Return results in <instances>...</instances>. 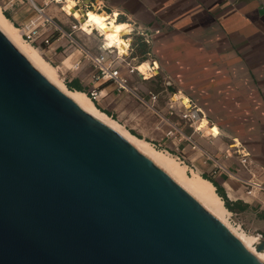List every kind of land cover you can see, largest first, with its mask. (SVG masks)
Returning a JSON list of instances; mask_svg holds the SVG:
<instances>
[{"label": "water", "instance_id": "obj_1", "mask_svg": "<svg viewBox=\"0 0 264 264\" xmlns=\"http://www.w3.org/2000/svg\"><path fill=\"white\" fill-rule=\"evenodd\" d=\"M0 264L264 263L0 30Z\"/></svg>", "mask_w": 264, "mask_h": 264}, {"label": "crops", "instance_id": "obj_2", "mask_svg": "<svg viewBox=\"0 0 264 264\" xmlns=\"http://www.w3.org/2000/svg\"><path fill=\"white\" fill-rule=\"evenodd\" d=\"M102 1V13L117 24L121 38L133 25L149 42L148 54L157 63L147 58L155 69L146 74L156 75L159 64L157 75L165 74L176 87L174 94L191 98L206 114L204 133L221 137L197 135L203 150L188 152L195 168L214 177L229 199L243 207L240 212L255 211L264 218V190L250 194L244 183L251 180L264 186V0ZM32 14L21 18V23ZM67 45V37H61L46 52L61 61L66 84L76 81L87 92L94 83L92 64L83 59L81 49ZM78 59L82 60L80 68L69 69ZM133 75L130 84L135 81ZM110 92L117 96L128 91L119 93L114 83L102 86V95L94 103L111 114L106 97ZM216 141L218 148H213ZM232 141L251 152L250 167L226 157L227 143ZM206 153L212 155V163ZM215 163L221 164V170Z\"/></svg>", "mask_w": 264, "mask_h": 264}, {"label": "rangeland", "instance_id": "obj_3", "mask_svg": "<svg viewBox=\"0 0 264 264\" xmlns=\"http://www.w3.org/2000/svg\"><path fill=\"white\" fill-rule=\"evenodd\" d=\"M0 5L2 6V9L4 11L6 10L11 15V18L9 19L15 26L19 28V31L22 34V29L20 28L22 26V23L20 19L24 18L31 12L33 14L35 13L31 9L28 1L23 0L20 2H12V0H0ZM71 5V3H67L66 1H63L62 3H56L55 1H52L48 6H46L45 10L47 13L53 15L55 20L66 31L72 32L73 37L81 45L88 48L92 52L99 53L100 50L98 46H100L104 41H106L107 46L119 48L121 53L127 52L126 47L128 45V40L125 45L121 40L118 41V39H121L118 26L116 23L111 22V19H109L110 16L108 14L102 13V11H95L90 17L85 18L82 14L74 12V9L71 8ZM14 15H16V17H14ZM57 15H59L60 17H58ZM66 15L72 16L67 17ZM77 18L81 21L82 26L86 32L83 30H73L72 25L73 23H78ZM130 28L132 29V33L131 35L129 34V36H131L132 39L136 36H141L140 31L136 29L135 26L131 25ZM100 32L102 33V35H100ZM36 47L40 48L44 58L54 65L56 70H58L57 72L60 73L59 76L64 80L65 75L61 72V67L58 66V64H61V61L51 57V55L48 54L44 48H41L40 46ZM134 50V52L139 54V51L136 48ZM130 58H132V56L127 57L128 60H130ZM135 58L136 59L132 60V63L135 65H153V63L151 64V60L154 61V55L152 53H149L147 55H140L139 57L136 56ZM146 58H150L151 60H143ZM158 71H160V69ZM133 77L135 81L132 82L130 86H135L139 89V97L132 92H123L117 96L112 95V92H110L106 97H109L111 116H113L114 119L118 120L128 131H130L137 137L150 141L158 149L165 150V147L172 146V144L170 141H166V126L157 128L160 120L157 112L159 111L161 113H166L169 110L168 104L174 103L175 105H178L176 111L179 113L180 108L182 107L180 106L181 99H172L176 87L169 83V79L163 72L158 75L156 74L149 79L147 78V80H142V78L138 77V74L136 73L133 75ZM147 91H152L158 96V100L155 104L151 103V101H148V99L147 103L141 100L140 97L144 96V93ZM174 119H180L178 114H174ZM208 123L209 125H211L209 121ZM212 147L218 148V142L216 141V143H213ZM168 149H170L168 152L177 156V151H175L174 148L172 149L168 147ZM192 160L193 159L191 157H188V159L184 163L187 165H192ZM207 161H210L209 163H212L211 160ZM199 164L202 165V163L200 162ZM193 169L199 174L207 172L206 170L202 171L201 169L195 168V166ZM230 221L235 226L242 228L248 234L264 238V218L259 217L255 211H232Z\"/></svg>", "mask_w": 264, "mask_h": 264}, {"label": "built area", "instance_id": "obj_4", "mask_svg": "<svg viewBox=\"0 0 264 264\" xmlns=\"http://www.w3.org/2000/svg\"><path fill=\"white\" fill-rule=\"evenodd\" d=\"M23 1V0H12V2ZM29 5L35 11V15L31 17L27 22L23 23L20 27L22 29L23 37L31 42L33 45L40 46L44 48L45 51L51 47L55 39L61 37H67L68 45L74 46L81 49L83 54V59L90 61L94 69L93 74V85L88 89L87 94L91 99L96 103L99 101L102 95V86L106 83H114L116 89L119 93L123 91L133 92L139 97L140 92L137 87L130 86V75L138 74L140 76V71L138 66L132 63V60L136 59L135 57L127 59L132 51V41L133 39L129 36L131 35L130 30L129 34L124 35L123 37L128 40L127 52L121 53L119 48L110 47L106 45L104 41L100 46H98L100 52L92 53L91 50L81 45L72 35V32L66 31L54 18L53 15L46 12L45 8L49 5L50 2L62 3L67 0H26ZM78 5H81L85 9H94L95 11H102L104 3L102 0H90L89 4H85L84 0H75ZM71 17L72 15H66ZM78 23H73V30H83L82 23L77 18ZM86 32V31H85ZM100 35L102 33L100 32ZM153 62H156L154 60ZM82 63L81 59L75 61L68 68L71 70H77L80 68ZM61 64H58L59 67ZM157 70L160 69L159 64L156 67ZM154 76V75H153ZM145 79V78H143ZM146 80V79H145ZM141 100L145 103L151 101V103H156L158 96L152 91H148L144 96L140 97ZM178 105L174 103L169 104V110L166 113L157 112L160 120L158 127L166 126L165 138L166 141H170L174 148L176 155L183 162H186L188 159L189 151H199L203 150L200 142L198 141L197 135L205 136L209 138H218L221 137L216 135H207L202 129V121L206 118V114L202 109H200L191 98H187L186 102L181 100V105L179 113L176 111ZM174 114H178L180 119H174ZM209 125V123H208ZM213 126V125H210ZM228 148L225 151V155L229 160L235 161L240 166L247 168L253 164V158L251 152L246 148L241 142L232 141V143H227ZM168 147H165V150L169 151ZM208 159H213L212 155L206 153ZM190 168H194V165H188ZM215 167L221 169L220 163H215ZM204 174V173H203ZM202 174V175H203ZM247 190L250 194L255 193L256 190H264V186L260 182L245 180Z\"/></svg>", "mask_w": 264, "mask_h": 264}, {"label": "bare ground", "instance_id": "obj_5", "mask_svg": "<svg viewBox=\"0 0 264 264\" xmlns=\"http://www.w3.org/2000/svg\"><path fill=\"white\" fill-rule=\"evenodd\" d=\"M66 2L72 4L71 8L74 9V12L82 14L85 18L90 17L95 12L94 9L87 10L82 6H78V3L75 0H67ZM0 30L49 81L66 95L70 96L81 108L123 135L143 154L165 170L176 182L200 201L204 207L219 218L245 244V246L262 263H264V250L257 246V242L261 237L257 236V238L254 235L248 234L242 228L232 224L230 221L231 212L225 206L223 198L217 193L215 185L211 180L195 172L193 168H190L177 156L166 150L158 149L150 141L137 137L128 131L118 120L100 110L87 92L70 89L65 81L59 76L54 65L44 58L40 48L27 41L20 33L19 28L4 14L1 5ZM119 40H121L124 45L127 42V39L121 38L118 39V41ZM141 65L142 64H138L137 66L142 79L150 78L151 76H148L146 73L155 69V65L148 64L146 65V68ZM179 98L183 100V102L187 101L186 97H178L177 94H174L172 99L180 100Z\"/></svg>", "mask_w": 264, "mask_h": 264}, {"label": "trees", "instance_id": "obj_6", "mask_svg": "<svg viewBox=\"0 0 264 264\" xmlns=\"http://www.w3.org/2000/svg\"><path fill=\"white\" fill-rule=\"evenodd\" d=\"M5 15L8 17V18H11V15L5 10L4 11ZM118 21H120L119 19H117ZM122 22V21H120ZM132 48L133 50L131 51L130 53V57H139L140 55H147L148 54V51H149V42L141 35V36H136L133 38V41H132ZM137 49L139 51V54H137L136 52H134L135 50L134 49ZM147 59V58H146ZM146 59H143V60H146ZM68 87L70 89H73V90H80V91H85V89H83L80 85H78L76 83V81H72V82H68ZM102 111L106 112L107 114L111 115L110 113H108L107 111L103 110ZM203 177L211 180L214 185L216 186V191L217 193L223 198L224 202H225V205L226 207L232 212H236V211H241L243 210V207L237 203H234L232 202L229 197L227 196L225 190L223 189V187L221 186L220 183H218L213 177L209 176L208 174L204 173L203 174Z\"/></svg>", "mask_w": 264, "mask_h": 264}]
</instances>
